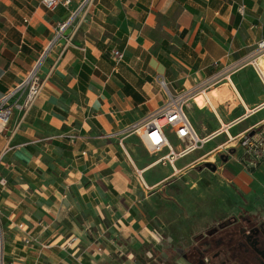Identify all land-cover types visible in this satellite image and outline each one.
<instances>
[{"label":"crops","instance_id":"crops-1","mask_svg":"<svg viewBox=\"0 0 264 264\" xmlns=\"http://www.w3.org/2000/svg\"><path fill=\"white\" fill-rule=\"evenodd\" d=\"M262 37L264 0H59L53 9L42 0H0V96L38 61L44 84L0 134L3 264H169L170 256L185 264L172 252L184 248L160 241L158 227L136 215L137 170L151 188L150 206L164 179L201 171L238 201L264 191V162L247 169L241 146L228 141L264 122L255 69L234 68L192 96L184 110L203 144L172 164L158 160L166 148L152 159L137 134H108L162 103L158 79L172 91L202 87ZM113 49L123 52L117 63ZM205 162L216 169L207 174ZM9 220L25 229H10ZM71 236L76 241L62 250Z\"/></svg>","mask_w":264,"mask_h":264},{"label":"built area","instance_id":"built-area-1","mask_svg":"<svg viewBox=\"0 0 264 264\" xmlns=\"http://www.w3.org/2000/svg\"><path fill=\"white\" fill-rule=\"evenodd\" d=\"M68 2H70V0H64L65 4ZM42 3L47 9H53L59 3V0H42ZM71 17L65 22L59 24L60 26L57 28L55 37H58L60 31L69 24ZM261 54H264V37L257 41L254 48L249 51L245 58L233 64H229L222 72L214 75L208 82L204 83L202 87H194L186 91H172L168 88L166 82L162 78L158 79L164 92V100L162 103L156 109L143 116L142 119L124 126L117 133L108 134V137L117 134H122V136L137 134L144 146L150 152H161L163 148H166L167 153L160 156L158 160L168 161L172 164L177 157L183 156L192 150L201 147L203 144V139L199 138L196 134L184 110V107L188 101L192 99V96L196 93L205 91L206 87H209L210 85L214 86V84L218 83L222 77L227 79L229 77L227 72L244 65H251L255 69L262 85H264V70L261 69L257 62ZM111 55L115 63L124 58L123 52L117 49H113ZM38 64L39 61L36 63L35 67L28 72L24 79L9 88L4 94H1L0 134L8 126L14 111H18L22 115L25 114L40 96L44 84L43 79H41L38 74ZM169 132L173 133L181 142L179 148H173L171 145L168 138ZM234 140H236L243 149L241 162L247 167V169H254L264 162V122L256 123L253 128L241 132L236 137L228 138V141ZM120 144L122 145L121 141ZM223 149L227 150L228 147L225 146ZM137 177L143 186L148 187L143 180L144 178L141 176V172L138 170ZM1 226L2 224L0 220V227ZM8 227L20 231L25 229L23 223L14 220H9ZM1 234L2 231L0 230V239H2ZM158 237H160L159 234ZM74 241H76L75 236L69 237L60 246L61 249L68 250ZM77 261L79 262V259H77ZM0 264H3L2 244H0Z\"/></svg>","mask_w":264,"mask_h":264},{"label":"rangeland","instance_id":"rangeland-1","mask_svg":"<svg viewBox=\"0 0 264 264\" xmlns=\"http://www.w3.org/2000/svg\"><path fill=\"white\" fill-rule=\"evenodd\" d=\"M257 62L261 67L262 62H264V54L260 55ZM261 69L264 70L262 67ZM213 92L219 91L215 89ZM208 95L210 96V94ZM230 96L231 94H220L216 96V99L224 101L225 98ZM171 135L168 134L169 140L175 146ZM146 152L152 159H157L160 156L158 152H150L147 149ZM189 156L184 159L189 158ZM204 170L208 174L210 169L206 168ZM198 171V169L194 170L196 173ZM201 172H199L198 177L192 176L189 178L182 175L178 178L180 179L178 183L175 181L176 179H164L163 189L153 195L150 201L153 202L154 198L155 204L153 206L148 205V201L144 199L150 194L151 188L138 185L141 195L139 201H136V206L134 205L138 217H143L141 215L144 213L143 218L153 224L152 229L158 227L157 231L161 235L160 241L164 239L163 243L171 242L173 245L176 244L184 248L186 257L184 256L183 259L186 260L183 261L185 264H193L192 261L196 260L195 255L192 256L194 252L191 251L197 242L204 237L206 229L210 226L228 216L238 214L241 210H256L260 205H264V191L255 198L245 197L238 201L229 186L224 184V186L218 187L214 178L206 175L200 176ZM229 193L231 197L228 196ZM160 199V202H166L167 206L160 207L158 204ZM222 200H226V202L222 203ZM191 209L193 211L192 215L189 213ZM0 230L2 231L0 244H2L3 226L0 227ZM185 238H188L187 241L184 240Z\"/></svg>","mask_w":264,"mask_h":264},{"label":"flooded vegetation","instance_id":"flooded-vegetation-1","mask_svg":"<svg viewBox=\"0 0 264 264\" xmlns=\"http://www.w3.org/2000/svg\"><path fill=\"white\" fill-rule=\"evenodd\" d=\"M205 232L194 247L196 264H264V205L241 210Z\"/></svg>","mask_w":264,"mask_h":264},{"label":"trees","instance_id":"trees-1","mask_svg":"<svg viewBox=\"0 0 264 264\" xmlns=\"http://www.w3.org/2000/svg\"><path fill=\"white\" fill-rule=\"evenodd\" d=\"M172 252L173 254L175 255H183L186 257V253L184 251H181L180 249H172ZM191 252H194V249L191 251ZM194 253H192V256H193ZM172 256H170V259L168 260L169 264H173L172 260H171ZM193 264H196L195 263V260L192 261Z\"/></svg>","mask_w":264,"mask_h":264},{"label":"water","instance_id":"water-1","mask_svg":"<svg viewBox=\"0 0 264 264\" xmlns=\"http://www.w3.org/2000/svg\"><path fill=\"white\" fill-rule=\"evenodd\" d=\"M219 158L222 160H226V157H224L222 155ZM204 165L206 168L210 169L211 171H214L216 169V165L213 163L210 164V162H205ZM200 261L203 262V259H200Z\"/></svg>","mask_w":264,"mask_h":264}]
</instances>
